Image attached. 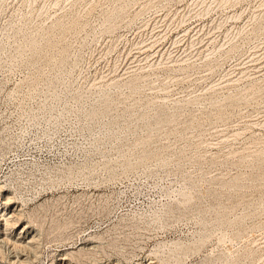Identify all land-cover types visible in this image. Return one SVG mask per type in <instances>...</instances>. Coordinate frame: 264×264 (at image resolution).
Instances as JSON below:
<instances>
[{
  "label": "rangeland",
  "instance_id": "rangeland-1",
  "mask_svg": "<svg viewBox=\"0 0 264 264\" xmlns=\"http://www.w3.org/2000/svg\"><path fill=\"white\" fill-rule=\"evenodd\" d=\"M0 182L32 264H264V0H0Z\"/></svg>",
  "mask_w": 264,
  "mask_h": 264
},
{
  "label": "bare ground",
  "instance_id": "bare-ground-1",
  "mask_svg": "<svg viewBox=\"0 0 264 264\" xmlns=\"http://www.w3.org/2000/svg\"><path fill=\"white\" fill-rule=\"evenodd\" d=\"M229 0H220V2H228ZM31 45H35V41L31 43ZM138 77L131 80L130 84L133 85L135 80ZM249 89H255V86H250ZM170 118L167 117L165 121H169ZM12 185V184H11ZM53 186V185H52ZM51 186V188H52ZM10 186V182H0V230H3L5 235L4 242L9 245L10 251H12L15 255L9 258V261L12 264H32V259H37L38 255L41 253V247H43L42 238H46L45 245L50 244L52 242L58 243H65L66 241L72 242L74 239L73 234L68 232V227L71 225V221L67 219L66 221H61L54 217V215L50 218L48 217V212H50V208H52L53 201L50 199H45L43 202L36 204L34 207L30 208L29 210H25L23 207L12 208V203L14 202L13 199L14 193L12 192ZM13 188V187H12ZM50 188V189H51ZM14 189V188H13ZM14 191H17L15 189ZM19 191V190H18ZM16 195V193H15ZM17 196V195H16ZM21 198V197H20ZM18 199V198H17ZM22 199V198H21ZM52 199V198H51ZM16 200V199H15ZM25 199L22 200L23 206L27 205ZM56 202V201H55ZM49 218V219H48ZM22 220H26L27 224L22 227L20 233H18V238L13 239L10 235V231L14 230L16 225ZM30 227H35V233L32 234L29 232ZM14 232V231H12ZM24 234V236H22ZM25 235H28L25 237ZM25 237V238H24ZM27 239V240H26ZM92 240H101V235H93L91 236ZM76 244V243H75ZM74 244V245H75ZM44 245V246H45ZM101 245V244H100ZM100 245L96 246H82L80 248H71L65 249L63 255L69 256L70 261L82 262L86 260L88 261H95L96 254L98 253L97 250L102 247ZM151 255H154L156 260L153 259L154 256H149V264H159L166 263V259L164 258L161 253L169 252V254H174L181 249L180 243H174L168 246L167 243L163 242L162 244L157 246ZM78 248V249H77ZM74 249V250H73ZM76 249V250H75ZM167 249V250H166ZM2 246L0 245V252H2ZM21 253H25V258L21 256ZM99 254V253H98ZM55 262V261H53ZM52 262V264H53Z\"/></svg>",
  "mask_w": 264,
  "mask_h": 264
}]
</instances>
